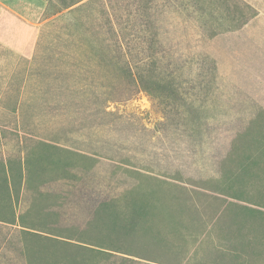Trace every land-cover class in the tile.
Returning a JSON list of instances; mask_svg holds the SVG:
<instances>
[{"label":"trees","instance_id":"1","mask_svg":"<svg viewBox=\"0 0 264 264\" xmlns=\"http://www.w3.org/2000/svg\"><path fill=\"white\" fill-rule=\"evenodd\" d=\"M60 3L55 13L68 10L56 18H74L67 39H39L34 60L12 77L22 97L15 111L24 125L40 119L42 132L26 154L3 162L9 224L18 227L0 243V264H262L264 201H137L130 193L197 182L205 129L233 134L218 89L224 76L206 44L257 10L245 0ZM142 91L161 116L154 129L138 114L107 110ZM209 145L215 158L219 144ZM120 186L128 191L113 196Z\"/></svg>","mask_w":264,"mask_h":264},{"label":"rangeland","instance_id":"2","mask_svg":"<svg viewBox=\"0 0 264 264\" xmlns=\"http://www.w3.org/2000/svg\"><path fill=\"white\" fill-rule=\"evenodd\" d=\"M60 8L62 9L60 0H0V243L2 239L8 242L18 227L17 224H9L12 213L8 201H13L9 198L12 181L7 185L5 180L9 168L3 162L26 154L28 145H31L30 140L39 139L42 132L40 119L36 121V118L34 120L33 117H29L24 125L21 108L15 111L16 102L21 107L22 97L14 89L13 73L20 68L19 65L26 64L28 67L34 60L39 39H67L63 36V30L67 23L74 21V18L58 20L56 17L68 10L63 9L55 13ZM16 11L23 14L26 11L31 15L32 21L28 22ZM49 20L53 22L46 25ZM69 29L73 32L74 27L71 26ZM27 71L28 69L24 70L22 67L20 72L26 76ZM23 78L21 75L20 80ZM224 78L230 82L226 77ZM224 78L219 80L218 89L224 92L234 114L233 134L207 127L205 138L202 137L205 139V144L202 145L204 155H210V141L219 144L220 150H214L216 156L211 157V154L208 163L205 161V156L201 157L205 163L202 170L193 174L188 170L184 171V174H191L195 180H199L191 182L189 178L184 181L175 179L176 181H172L176 184L168 186L159 184L130 191L137 201L145 197L148 201H197L205 204L209 201H264V127L256 124L254 117H248V114L251 116L254 114V104L247 102L246 96L239 94L238 89L227 84ZM23 87L25 86L20 90L22 93ZM240 99L243 101L241 102ZM247 105L251 107L249 111ZM107 110L138 114L149 129L156 128L158 121L161 120V116L153 110L148 94L143 91L129 101H109ZM221 118L217 112V119L214 120L224 128ZM209 119L211 120V116ZM204 120L208 118L204 117ZM34 122H38V127L34 126ZM54 127H59V122H55ZM228 138L233 140L232 145L226 142ZM190 160L193 161V156ZM211 174L213 178L210 177ZM110 190L115 197H122L128 191L123 186ZM17 204L19 205L18 202Z\"/></svg>","mask_w":264,"mask_h":264},{"label":"crops","instance_id":"3","mask_svg":"<svg viewBox=\"0 0 264 264\" xmlns=\"http://www.w3.org/2000/svg\"><path fill=\"white\" fill-rule=\"evenodd\" d=\"M245 1L256 8V15L240 28L216 35L206 49L216 59L220 74L254 104V114L248 117H254L256 124L264 127V0ZM16 12L32 21L26 11Z\"/></svg>","mask_w":264,"mask_h":264}]
</instances>
